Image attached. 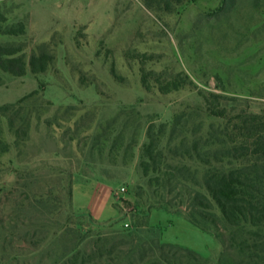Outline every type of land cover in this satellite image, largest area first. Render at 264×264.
I'll use <instances>...</instances> for the list:
<instances>
[{
	"label": "rangeland",
	"instance_id": "374dc122",
	"mask_svg": "<svg viewBox=\"0 0 264 264\" xmlns=\"http://www.w3.org/2000/svg\"><path fill=\"white\" fill-rule=\"evenodd\" d=\"M159 7L160 0H0L6 25H25L24 35H1L0 43L21 45L27 61L41 45L56 57L44 74L0 70V106L37 93L28 105L49 109L33 119L20 151L4 126L10 150L0 158V221L22 193L15 189L21 177L32 198L49 193L46 212L29 213L44 211L39 218L52 233L39 249L0 253V264H67L72 251L91 252L102 240L150 242L139 225L172 198L162 199L157 175L140 167L148 126L170 127L188 113L208 125V93L223 96L221 109L264 114V0H184L170 13ZM142 68L166 78L184 72L194 86L147 92Z\"/></svg>",
	"mask_w": 264,
	"mask_h": 264
},
{
	"label": "trees",
	"instance_id": "16d2710c",
	"mask_svg": "<svg viewBox=\"0 0 264 264\" xmlns=\"http://www.w3.org/2000/svg\"><path fill=\"white\" fill-rule=\"evenodd\" d=\"M183 1L160 0L163 7L159 10L170 13L174 4ZM6 21L0 13V36L25 34L23 22L6 25ZM23 52L21 45L0 43V70L15 77L25 76L28 69L35 75L44 74L56 59L47 45H41L28 61ZM141 82L147 92L157 88L161 93H169L194 86L184 72L166 78L144 68ZM35 94L0 106V158L10 150L5 125L20 151L29 139L33 119L40 120L49 110L28 105ZM220 99L223 96L213 93L205 96L206 117L212 119L208 125L206 120H194L193 113H188L178 115L170 127L164 123L148 126V142L143 146L145 160L140 167L145 176L151 171L157 175L153 182L164 189L162 199L165 200V192L172 198L162 201V206L150 208L139 225L146 228L151 241L134 247L124 238L110 245L102 240L91 252L72 251L67 264H116L119 259H125L126 264H264V114L221 109L217 106ZM166 136L164 149L162 142ZM161 157H165L164 165ZM167 157L171 161L166 160ZM188 163L196 164L195 169ZM18 181L15 189H21L22 193L13 200L8 219L0 221V231L4 233L3 239L0 235L2 255L22 253L25 246L39 249L52 235L48 230L50 223L39 218L47 210L45 197H49V193L32 198L27 183L20 185ZM16 190L11 194H16ZM67 193L72 200L71 181ZM38 207L45 212L29 213L31 209L37 211ZM154 209L183 215L213 235L220 249L213 250L210 257H203L187 247L163 243L148 228V218ZM65 233L69 231L65 230L62 236Z\"/></svg>",
	"mask_w": 264,
	"mask_h": 264
},
{
	"label": "crops",
	"instance_id": "0c3cea01",
	"mask_svg": "<svg viewBox=\"0 0 264 264\" xmlns=\"http://www.w3.org/2000/svg\"><path fill=\"white\" fill-rule=\"evenodd\" d=\"M148 228L163 243L192 249L208 257L218 247L215 237L190 222L183 215L166 209H154L148 218Z\"/></svg>",
	"mask_w": 264,
	"mask_h": 264
},
{
	"label": "built area",
	"instance_id": "2783aa9c",
	"mask_svg": "<svg viewBox=\"0 0 264 264\" xmlns=\"http://www.w3.org/2000/svg\"><path fill=\"white\" fill-rule=\"evenodd\" d=\"M126 186H122L121 188H120V192H122V193H124V192H126ZM125 226H128V224H125Z\"/></svg>",
	"mask_w": 264,
	"mask_h": 264
}]
</instances>
